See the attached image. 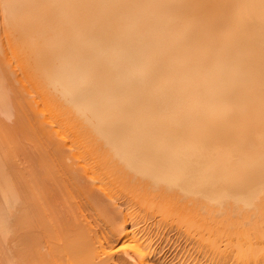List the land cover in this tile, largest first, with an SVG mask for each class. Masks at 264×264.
I'll list each match as a JSON object with an SVG mask.
<instances>
[{"label":"bare ground","instance_id":"obj_1","mask_svg":"<svg viewBox=\"0 0 264 264\" xmlns=\"http://www.w3.org/2000/svg\"><path fill=\"white\" fill-rule=\"evenodd\" d=\"M0 18L36 82L19 92L0 56V264L194 262L161 254L154 200L210 256L262 260L264 0H0Z\"/></svg>","mask_w":264,"mask_h":264},{"label":"rangeland","instance_id":"obj_2","mask_svg":"<svg viewBox=\"0 0 264 264\" xmlns=\"http://www.w3.org/2000/svg\"><path fill=\"white\" fill-rule=\"evenodd\" d=\"M0 19L2 20V18H0ZM1 20H0V22H1ZM3 25H4L3 22L0 23V26H1V27H2ZM1 27H0V28H1ZM2 28H3V27H2ZM2 28H1V29H2ZM4 28H5V27H4ZM4 30H5V29H4ZM1 31H3V30H1ZM1 31H0V33H2V35L0 34V38H2L3 35H6V34H5L6 32L9 33L8 30L5 31V32H1ZM9 34H10V33H9ZM9 36H10V35H9ZM3 38L6 40L5 37H3ZM7 38H8V37H7ZM10 38H12V36H10ZM8 39H9V38H8ZM5 40L2 39V40L0 41V43L2 42L1 45H3V43L5 42ZM3 41H4V42H3ZM6 41H7V40H6ZM9 41H10V40H9ZM9 41L6 43V44H9V45H6V44H5V45H6V49H7L8 51H9V50L12 51L13 54L9 52V53H8V56H9V54H10V55H11V54H12V55L15 54V55H17V56L20 55L19 57H21V61L23 62V60H24L25 58H24V56H22V54H21L20 52H18L19 49H17V45H16V43L13 42V41H15V40H14V39H13V41L11 40L10 43H9ZM12 42L15 43L16 46H15L14 44H12ZM11 44H12V45H11ZM1 45H0V50H1V48H3V50H5V46L3 45L4 47H2ZM13 45H14V46H13ZM9 46L16 47L15 50H16L18 53L14 51V48H13V47H11L13 50L9 49ZM3 50H1V52H2ZM7 50L4 51V53H1L0 56L3 57V58L5 59V65L7 66V69H10V71L14 72V73H11V74H12L11 77H13V74H14V76L16 75V76H15L14 78H12V79H13L14 81H16V79H17V81H16L17 83H16V84H17V85H18V84L20 85L22 82H24V80H23V81L21 80L22 82H20V83L18 82V81L22 78V74H20V73H23L22 70H21L22 67H21V65H20V67H19V63H18V64H15V63H17L18 61L15 60V58H14V60H13V56H12V55H11V56H12V59L10 58V61H12V64H11V62L9 61V59H8V61L6 62L7 58L11 57V56H9V57L5 56V52H8ZM19 53H20V54H19ZM3 55H4V56H3ZM5 57H6V58H5ZM19 57H18V60H19ZM22 57H23V58H22ZM22 59H23V60H22ZM14 61H15V62H14ZM25 61H26V60H25ZM8 62H10V65H12V67H10V65H9ZM22 62H21V64H25L24 62H23V63H22ZM13 64H14V65H13ZM26 64H27V63H26ZM16 65H17V66H16ZM8 66H9V67H8ZM23 66H24V68L27 67V65H23ZM11 68H13V69L11 70ZM14 68H16V69H14ZM19 68H20V70H19ZM13 70H14V71H13ZM25 70H26V69H25ZM15 71H17V73H18L19 75H18V74H15V73H16ZM26 71L28 72V75H30V74H29V71H28V70H26ZM26 71H24V72H26ZM19 72H20V73H19ZM27 72H26V73H27ZM23 75H24V74H23ZM31 75H32V74H31ZM18 76H20V77H18ZM24 76H25V75H24ZM24 76H23V77H24ZM17 77L20 78V79L18 80ZM29 77H30V76H29ZM32 77H33V75H32ZM32 77H31V78H32ZM26 78H27V77L25 76V81H26ZM31 78H30V79H31ZM33 78H34V77H33ZM23 79H24V78H23ZM27 79H28V78H27ZM33 80H34V79H31V81H33ZM34 81H35V80H34ZM27 83L30 84V82H27ZM35 83H36V82H33V83H32V84H34V85H32L33 87H30L31 85L29 86V84H28V87H27V85H26V89H25L24 86H22V85L26 84V83L24 82V84L22 83V85H20V86L22 87V89H21L20 86H19V89H18V90H19V92H20V90H23V91H24V89H25V91H24L25 94H24V95L27 96L28 93H27L26 91H27V90L29 91V89L34 88ZM27 88H29V89H27ZM37 89H38V90H37L38 92L41 91V90H39V88H37ZM30 91H35V90H30ZM37 91L34 92V93H37ZM24 92H23V93H24ZM42 92H44V91H41V93H42ZM21 93H22V92H21ZM26 93H27V95H26ZM32 93H33V92H32ZM41 93H40V94H41ZM38 94H39V93H38ZM32 95L34 96L35 94H32ZM41 95H42V94H41ZM36 96H37V95H35V97H36ZM46 102H48V101H46ZM49 102H50V100H49ZM46 104H48V103H46ZM50 104H51V103H50ZM56 115H57V114H56ZM58 116H59V115L56 116V117H57V120L60 121V119H58V118H60V116H59V117H58ZM61 116H62V115H61ZM63 116H64V115H63ZM61 118H62V117H61ZM61 120L64 121L65 118H64V119L62 118ZM10 121H11V120H10ZM63 121H60V122L63 123ZM65 122H66V121H65ZM65 122H64V123H65ZM62 123H60V124H62ZM66 124H67V123H66ZM66 124H65V125L63 124L64 127L66 126ZM61 127H63V126H61ZM66 127H67V126H66ZM66 127H65V128H66ZM61 129H62V128H61ZM66 129H67V128H66ZM66 129H65V130H66ZM68 129H70V131L73 130V129L71 128V126H70V128L68 127ZM62 130L64 131V129H62ZM75 131H76V130H75ZM65 132H66V131H65ZM67 132H68V133H67ZM67 132H66V133L69 134V136L71 135V138H72V134H74V133H73L74 130L71 131L72 134H70L71 132H69L68 130H67ZM77 133H78V132H75V134H77ZM75 134H74V135H75ZM75 137H76V138H75ZM78 137H79V135L73 136V141L77 143V140L81 138V137H79V138H78ZM74 139H77V140L75 141ZM81 140H82V139H81ZM71 141H72V140H71ZM83 141H84V140H83ZM81 142H82V141H81ZM73 144H74V143H73ZM82 144H83L82 146H84V143H82ZM77 145L80 146V148H79L78 150H80V149L83 148V147L81 146L80 140H78V144H77ZM87 145H89V144H87V142H86L85 147H86ZM74 146H75V145H73V147H74ZM75 147L78 148V146H75ZM87 147H88V146H87ZM87 147H86L85 149H87ZM88 148H89V147H88ZM74 149H75L74 151H73V149H71L70 152L73 151V152H75V154H77L76 152H78V151L76 150V148H74ZM83 149H84V148H83ZM80 151H81V150H80ZM80 151H79L78 153H80ZM89 151H90V149H89ZM93 151H94V150H93ZM73 152H72V153H73ZM85 152H86V150H85ZM85 152H83V153H85ZM91 152H92V149H91L90 153L88 152V153H89V157H93V156L95 155V153H96V152H95V153L92 152V153H93V154H92L93 156H92V155H90ZM72 153H70L71 155H69V156H72V155H73ZM88 153H86V155H87ZM77 155H79V154H77ZM97 155H98V154H97ZM79 156H80V155H79ZM82 156H83V155H81V157H78V158H81V160H82ZM98 156H99V155H98ZM74 157H75V155H73V156L71 157V159L73 158L72 160H74V161H78V160H79L78 158H76V159H78V160H76ZM84 157H85V155H84ZM96 157H97V156H96ZM99 157H100V156H99ZM33 158H34V157H33ZM94 158H95V157H94ZM100 158H101V157H100ZM29 159H30V161H31V160L34 161V159H32V158H29ZM86 159L89 161V158H88V157H87ZM90 160L93 161L92 158H90ZM95 160H96L97 163L99 162V164H98L99 166H100V164H102V162H101L102 159H100V161H99V160L97 161V159L95 158L94 161H95ZM25 161H27V160H25ZM30 161H29V162H30ZM83 161H85V159H83L82 162H81V161H80V162L83 163ZM91 161H89L90 163H89V162H88V163L91 164V163H92ZM85 162H86V161H85ZM96 162H95V163H92V165L95 164V166H96V164H97ZM100 162H101V163H100ZM86 163H87V162H86ZM88 163H87V165H84V166L88 167V165H89ZM30 164H31V163H30ZM84 164H85V163H84ZM102 165H104V164H102ZM90 166H91V165H90ZM99 166H97V167H99ZM104 166H105V165H104ZM93 167H94V166H93ZM93 167H90V168H92V169H90L89 167H88V168H89L90 171H92V170H93V171L96 170L95 167H94V168H93ZM100 167H103V166H100ZM100 167L98 168L99 170L97 169V171H100V172H101V171H104V170L107 168V167H106V168L103 167L104 170H103L102 168H101L102 170H100ZM105 172H107V171H105ZM105 172H103V173H105ZM97 173H98V172H97ZM99 174L101 175L102 173H99ZM106 174H107V173H106ZM106 174H103V176L101 175V177H104L103 179H108V180H110V182H109L108 180H105V181H107V183L109 182L108 184H110V183L112 182L111 180H114V179H109V177H111V176H109V175H111V173L108 174V176H107ZM106 176H107L108 178H106ZM111 178H113V176H112ZM114 181L116 182V180H114ZM114 181H113V184L111 183V187H112V188H116V190H117V187H118V191L120 190V188H121V191H122V190H123V191L125 190V186L123 187L121 182L118 181L119 184L121 183V187H119V186H117L118 184L116 185V183H115ZM118 182H117V183H118ZM113 185H115V186H117V187H113ZM122 188H124V189H122ZM127 189H128V192L126 191ZM126 190H125V192H126L127 194L125 193V196H124V192H121V193L123 194V196H124V200H125V199H126V200L128 199V202H129V199L131 198V199H130V202H132V203H133V202L136 203L134 200H135V199L138 200V198H135V197H133L132 195H131V196H132V197H131L130 194L128 195L129 190H130L129 188L126 187ZM119 192H120V191H119ZM131 194H133L132 191H131ZM125 197H126V198H125ZM127 197H129V198H127ZM133 198H135V199L133 200ZM131 200H132V201H131ZM154 201H157V203H155ZM154 201H152V202H154V204L150 203V204H148V205H147V204H144V205H145V207H146V205L148 206V207H147V208H149L148 211H150L151 209L154 211V213L152 212V213H153V216L155 215L156 212H159L161 216H160L159 214H156V215H159V216H160V217H158V220L160 219V221H158V220H157V221H158V222H161V223H159V225L161 224V225H162L161 227H162L163 229H164V227L166 226L165 231L161 228V229L163 230L164 234H166V236L164 235L165 237H164V239H163V242H161L162 244L164 243V244L162 245V248L165 249V250H163V252H162L161 254H164V255L167 257V259H168V258L173 259V254H174V253H175V254H174L175 256H176L177 253H178L179 256H180V253H181L182 256H180V257H179V256H178V257L176 256V258L174 257L175 259H177L176 261H179L180 258H183V260H186V259L188 258V255H191L190 253H191V251H192L191 259H192L193 253H194V256H195V257H194V256H193V257H194V262H195V259H196V256H197V255H202L201 253H204V254H205V252L207 251V252H209V253H206V254L203 255V256H197V258H200V259H198V260L196 259V262H197V263H200V262H201V264H204V260H205V264H206V260H207V256H206V255H208V260H207V261H208V262L210 261L209 264H211V260H212V264H214V263H216V264H218V263H219V264H222V263L220 262L221 259H222V258H221L222 256L219 257V258H220V261H219L218 257H216L215 254H212V255H214V263H213V256L211 255V256H212V258H211V256H210L209 254H210V252L212 253V251L215 253L216 249L214 248L215 250L213 249V250L209 251V250L207 249L208 247H206V246H202L203 243H204L205 241H203V242L200 241L202 244H201V245H198V243H199V242L197 243L198 240H197V241L195 240V243H197V245H198V247H195V243H194V241H192V240L195 239V238H196V239H201L200 237L197 236V234H199V232H201V230L198 232V230L196 229V230H197V231H196L197 233H196V232L191 233V231L188 230V232L190 231L189 234H194V233L196 234V235L194 234L195 236H194V235H191V236H193V237H195V238H189L187 235H185V233H186L185 231H186V230H184V229H185V228L188 229V227L191 229L192 225L189 226L188 224H184V223L182 222V223H181V226H182V224H183V226L181 227V230H180V229L178 228V226H177V224H179V226H180V223H175L176 226H177V227H176V230H174L175 228L172 229L173 227H175L174 221H177V220H175V214H172V213H171V214H172V219L174 218V221H173V220L171 219V214H170V213L167 212L168 215L170 214V215H169L170 217H169L166 213H164L165 211H164L163 209H162V211H164V212H162V211L159 210V208H160L159 206H161V207L163 206V205L161 204L162 201L160 202L161 205L158 204L159 200H154ZM130 202H129V203H130ZM132 203H131V205H132ZM139 203H140V202H139ZM139 203H138V204H139ZM174 203L177 205V202H173V203H172V201H171L170 203H168V201H166V205H171V204H174ZM138 204H136V205H138ZM151 204H152V205H151ZM155 204H156V205H157V204L159 205V206H157V208L159 207L158 209H157V208H154V207H155ZM175 204H174V205H175ZM140 205H141V203H140ZM144 205H143V206H144ZM149 205L154 206V207H151V206H149ZM164 205H165V203H164ZM132 206H134V204H133ZM135 207H136V206H135ZM135 207H134V208H135ZM137 207H138V206H137ZM137 207H136V209H138ZM150 207H151V209H150ZM134 208H132V209H134ZM139 208L141 209L142 206H140ZM142 209H143V208H142ZM152 210H151V211H152ZM151 211H150V213H151ZM155 211H156V212H155ZM161 212H162V213H161ZM198 212H199V211H198ZM143 213H144V212H143ZM152 213H151V214H152ZM178 213H179V212H178ZM193 214H194V213H193ZM196 214H197V213H196ZM198 214H199V213H198ZM200 214H201V211H200ZM163 215H164V216L166 215L165 217L168 216L167 218H170V220H172V222H171V221H168L169 219H167V218H166L167 220L161 218ZM179 215H180V214H179ZM202 215H204V214H202ZM173 216H174V217H173ZM176 216L178 217V215H176ZM200 216H201V215H200ZM200 216L198 215L199 218L202 217V216H201V217H200ZM155 217H156V216H155ZM155 217H153V218H155ZM177 217H176V219H177ZM194 217H195V215L193 216V218H194ZM203 217H206V216H203ZM212 217H213V216H212ZM153 218H152V219L150 218V219H149V222H151V220H153ZM199 218H198V219H199ZM156 219H157V218H155V221H156ZM161 219H162V220H161ZM198 219H197V215H196V220H197V221L195 222V224H197ZM216 219H217V220H219V219L221 220L222 218L216 217ZM163 220H164V223L162 222ZM199 220H200V219H199ZM166 221H167V222H166ZM165 222L167 223L168 226H169V223H171V224H170V225H171V226H170L171 228H169L167 225H165ZM163 224H164L165 226H163ZM173 224H174V225H173ZM172 225H173V226H172ZM185 225H188V226H186V227L184 228ZM194 226H195V227H198V225H197V226H196V225H193V227H192L193 230H194V228H195ZM167 227H168V228H167ZM169 229H170V230L172 229V231L169 232V231H170ZM178 229H179V230H178ZM167 230H169V231H167ZM173 230L175 231V233L173 232ZM177 230H178V231H177ZM191 230H192V229H191ZM166 231H167L168 233H167ZM183 231H184L185 233H184ZM194 231H195V230H194ZM165 232H166V233H165ZM172 232H173V233H172ZM180 232H181V233H180ZM170 233H172V235H171ZM177 233H180V234L176 236L175 234H177ZM167 234H170V235H171V238H170V235H167ZM186 234H187V233H186ZM180 235H181V236H180ZM183 235H184V236H183ZM200 235H201V237H202V234H201V233H200ZM167 236H168L169 238H168ZM173 236H176L175 238H177V239H175ZM179 236H180V238L178 239ZM185 236H187V237H185ZM203 236H204V235H203ZM166 237H167V239H169V240H166ZM197 237H198V238H197ZM204 237H205V236H204ZM173 238H174V239H173ZM185 238H186V239H185ZM188 238H189V239H188ZM212 238H215V240H216V237L213 236ZM217 238H219V237H217ZM220 238H221V237H220ZM220 238H219V239H220ZM171 239H172L173 242L171 241ZM180 239H181V241H180ZM184 239L187 240L188 242H191V243H187V245H186V242H185ZM190 239H191V240H190ZM223 239H225V238H223ZM178 240H179V241H178ZM201 240H202V239H201ZM231 240H232V239H231ZM231 240H230V241H231ZM168 242H169V245H168ZM170 242H171V243H170ZM174 242H176V243H174ZM177 242H179V245L181 246V248L183 249V251L181 250V252H179V251H180V246H179V250H178V247H176V246H178V243H177ZM181 242H182V244H183V247H182ZM184 242H185V246H184ZM192 242H193V243H192ZM217 242H218V239H217ZM219 242H221V243H219V244H221V245H222V244L225 245V244L227 243V241L225 242V241L222 240V239H221V241L219 240ZM224 242H225V243H224ZM1 243H2V242H0V244H1ZM157 243L160 244V242H157ZM157 243H156V245H157ZM166 243H167V245H168L170 248L166 245ZM2 244H3V243H2ZM170 244H171V245H170ZM172 244H173V245L175 244V246H173L174 248H171V247H172ZM189 244H190V246L188 247ZM191 244H192V245H191ZM193 244H194V245H193ZM199 244H200V243H199ZM252 244H253V243H252ZM4 245H5V244H3L2 246H4ZM204 245H206V244H204ZM221 245H220V247L223 248V245H222V246H221ZM254 245H255V243H254ZM257 245H258L259 248L262 247V246H260V245H261L260 243H257V244L255 245V247H257ZM163 246H164V247H163ZM165 246H166V248H165ZM186 246H187V247H186ZM191 246H192V248H193L194 250L191 249ZM193 246H194L195 248H194ZM199 246H200V247H199ZM247 246H248V244H247ZM167 247H168V249H167ZM184 247H185V249H184ZM201 247H202V248H201ZM203 247H206V249H207L205 252H203V249H205V248H203ZM229 247H230V245H229ZM243 247H244V246H243ZM245 247H246V246H245ZM245 247H244V248H245ZM186 248H188V250H187ZM189 248H190V253H189ZM200 248H201L202 252H201V250L198 251V252H195V249H196V250H199ZM222 248H221V249H222ZM230 248H231V247H230ZM171 249H172V250H171ZM173 249H174V251H173ZM176 249H177L178 252L176 251ZM166 250H167V252H166ZM184 250H185V251H184ZM186 250H187V251H186ZM169 251L174 252V253H172V254L170 255V252H169ZM231 251H233V252H231ZM231 251H230V249H228V253H230V255L232 256V257H231V256L228 254V255L232 258V260L230 259V261L232 262L234 259H235V261H237V260H238V257H237L236 254H237L239 251L236 253V252H234V250H232V248H231ZM168 252H169V254H168ZM183 252H185V253H184L185 255L183 254ZM187 252H188V253H187ZM199 252H200V253H199ZM217 252H218V250H217ZM217 252H216V255L218 254ZM195 253H196V254H195ZM226 253H227V251H226ZM226 253H225V254H226ZM232 253H233L234 257H233V255H232ZM235 253H236V254H235ZM186 254H188V255L186 256ZM219 254H220V253H219ZM164 255H163V256H164ZM228 255H224V256H227V257H228ZM263 255H264V254H263ZM263 255L260 254L259 256L261 257V256H263ZM185 256H186V257H185ZM209 256H210L211 260L209 259ZM218 256H219V255H218ZM201 257H202V259H201ZM203 257H204V260H203ZM205 257H206V258H205ZM236 257H237V258H236ZM239 257L241 258V256H239ZM257 257H258V256H257ZM260 257H259V258H260ZM184 258H185V259H184ZM215 258H217L219 262L216 261L217 259H215ZM261 258H262V260L264 261V257H261ZM261 258H260V260H261ZM170 259H168V260H170ZM188 259H189V258H188ZM223 259H225V260L223 261ZM223 259H222L223 264H229L230 261L227 262V261H226V259H227L226 257H225V258L223 257ZM228 259H229V257H228ZM236 259H237V260H236ZM241 259H242V258H241ZM241 259H239L240 261H239V262H236V263H237V264H238V263L240 264V262L242 263L243 260H241ZM255 259H256V258H255ZM199 260H200V261H199ZM202 260H203V261H202ZM246 260H247V259H246ZM248 260H249V258H248ZM250 260H252V258H250ZM250 260H249V262H248V261H245V258H244V263H245V262H246V263H250ZM256 260H259V259H256ZM256 260H255L256 263L253 262V260L251 261V263H253V264H257V263H260V264L262 263V264H264V262H263L262 260H261L262 262H261V261L258 262V261H256ZM174 261H175V260H174ZM186 261H187V260H186ZM188 261H189V260H188ZM198 261H199V262H198ZM215 261H216V262H215ZM191 262H192L193 264H196V262H195V263L193 262V259H192V261L190 260L189 263H188V262H187V263H188V264H192ZM202 262H203V263H202ZM208 262H207V264H208ZM217 262H218V263H217ZM231 262H230V264H234V263H231ZM233 262H234V261H233ZM175 263H176V262H175ZM187 263H185V264H187ZM236 263H235V264H236ZM244 263H243V264H244ZM246 263H245V264H246ZM172 264H173V263H172ZM178 264H179V263H178Z\"/></svg>","mask_w":264,"mask_h":264}]
</instances>
